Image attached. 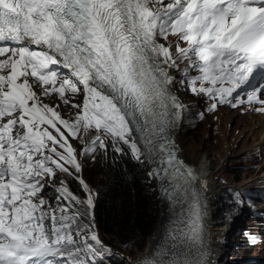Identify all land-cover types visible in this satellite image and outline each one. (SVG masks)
I'll return each instance as SVG.
<instances>
[{"label": "snow or ice", "instance_id": "obj_1", "mask_svg": "<svg viewBox=\"0 0 264 264\" xmlns=\"http://www.w3.org/2000/svg\"><path fill=\"white\" fill-rule=\"evenodd\" d=\"M170 35L179 38L175 52L160 43ZM175 82L211 99L208 111L264 105V0H0V264H97L111 252L71 143L90 129L97 134L86 153L107 151L106 141L116 152L127 146L181 206L184 227L169 236L186 251L161 249L142 264H208L197 176L172 136L186 110ZM243 86L247 100L233 104ZM53 94L76 109L74 118L45 102ZM58 172L78 180L86 198L63 180L53 184Z\"/></svg>", "mask_w": 264, "mask_h": 264}, {"label": "rangeland", "instance_id": "obj_2", "mask_svg": "<svg viewBox=\"0 0 264 264\" xmlns=\"http://www.w3.org/2000/svg\"><path fill=\"white\" fill-rule=\"evenodd\" d=\"M178 39V36L170 35L166 41L167 45H172L173 52H175V46ZM182 42L183 41H180L181 47H183ZM70 113L72 114L73 110H71ZM215 118L216 117L208 115L203 120V122H199L196 125L191 126L189 129H182L178 134V139L183 147V155L191 163L198 164L200 159H202L204 151L209 150L208 154L211 158L212 167L211 175L215 178L214 185L220 191V196L218 197L221 204L220 211L222 214L226 215V225L233 221L232 218L233 216H236L237 208L240 205V201L237 202L235 199H233V188L238 183H236V175L232 174L230 171L232 169L236 170V167L240 168V184H242L246 180V182L249 183L252 179L257 178V171L261 166L263 167L262 169H264V159L260 162L257 168L253 166L252 161L245 159L246 150L250 146L256 144V142H261V140L258 139V131H260L261 128H259L260 126L257 123L259 120V115H242L236 110H228L223 108L221 114H219L217 117L218 119ZM84 139H86L84 136H82V139L73 138L74 145L77 146L76 150H80L82 153H86L83 149V145H86ZM87 155L90 159H93L94 157V153L91 152H88ZM141 165L147 176V185L151 190L156 191L155 186L153 185V179L148 175L149 172L147 166L145 164ZM243 165L246 167H243ZM91 167L92 166L89 163L86 166L85 175L87 178L88 170ZM58 174L59 172L57 175ZM262 174H264V170L262 171L261 175ZM92 178H94L93 174ZM101 183L98 182L97 185L94 186V191L97 194H99L102 188L103 183ZM69 189L73 192V194L83 199V190L80 184H77L75 188L71 187ZM155 196L158 201L157 206L159 208L158 220L154 225L153 231L147 236L146 240L143 242L128 238L126 243L120 245L118 248H115L114 246L108 247L111 249V252L105 253L107 255L104 254V258L98 261H105L108 263L110 257L119 259L121 256H124L130 261V263L127 264H142L145 258L141 257V255L147 250L150 238L153 237L155 231H159L158 227L162 226L160 225V221L163 219L162 213L165 207H163L161 196L158 195V193H156ZM165 211L169 214L167 208H165ZM236 220L231 223L228 233L226 234V241L223 242V252L217 246L215 247V249L218 248V250L221 252L220 254H222L221 258L218 259L217 264H237L238 262L242 263L243 261L244 262L242 264H249L251 261L254 262L257 259L264 260V236L262 239L256 240L254 247L248 248L244 246L247 244L245 243V236L238 231L241 230L243 226L235 229L232 228V225L235 224ZM248 220L249 215L244 218V223ZM160 231L161 235H163V237L168 240L169 238L164 234V232L162 230ZM247 232H249V229H247ZM247 240L249 243L253 242L250 240V237H248ZM101 241L105 246L106 244H109V241H107L105 237L103 241L102 234ZM154 246L156 247V243ZM163 247H165V245ZM218 250H216V252Z\"/></svg>", "mask_w": 264, "mask_h": 264}, {"label": "trees", "instance_id": "obj_3", "mask_svg": "<svg viewBox=\"0 0 264 264\" xmlns=\"http://www.w3.org/2000/svg\"><path fill=\"white\" fill-rule=\"evenodd\" d=\"M92 166L88 171L89 181L94 186L98 182L103 183L95 203L98 227L103 237L115 248L126 243L128 238L144 242L157 223L159 208L157 192L147 185L142 165L131 160L126 149L121 155L110 150L108 154L99 156ZM230 172L240 181L239 167ZM70 183L75 187L79 181L72 178ZM104 262L98 264L130 263L124 256L119 259L110 257L108 263ZM249 264H264V260L257 259Z\"/></svg>", "mask_w": 264, "mask_h": 264}, {"label": "bare ground", "instance_id": "obj_4", "mask_svg": "<svg viewBox=\"0 0 264 264\" xmlns=\"http://www.w3.org/2000/svg\"><path fill=\"white\" fill-rule=\"evenodd\" d=\"M258 125L261 128L259 132V138L261 142H264V115H259ZM209 150L204 151L202 159H200L196 165L195 174L197 176V185L200 190V195L202 198V204L204 208V226H205V236H206V250H207V261L208 264H217L218 259L221 258L222 254L218 250L223 252L224 245L223 242L226 241V234L228 233L231 223L225 225V214H222L220 211V201L218 197L220 196V191L216 188L215 178L211 175V158L209 156ZM260 190H263V187H259ZM205 198V200H204ZM221 200V197H220ZM213 201V202H212ZM169 202V201H168ZM163 207L167 208L169 214L163 209L162 218L160 221L159 231H155L153 237L150 238L147 250L141 255V257H150L154 255L157 251L161 249H167L172 251L175 248H179L177 251H186L184 246L177 245L176 241L172 240L169 236V233L177 228H183L184 224L181 223V206L173 203L172 206L166 202H162ZM214 204V205H213ZM183 208H187V204L183 205ZM230 212V211H228ZM241 211L236 214L240 216ZM236 216V218H237ZM233 216V221L236 219ZM157 228V227H156ZM156 230V229H155ZM169 238L168 240L161 235V231ZM157 239V240H156ZM156 243V247L154 244ZM220 243V244H219ZM165 245V247H163ZM218 247L215 249V247ZM216 250H218L216 252ZM168 256H164V259H167ZM139 262V260H138Z\"/></svg>", "mask_w": 264, "mask_h": 264}]
</instances>
